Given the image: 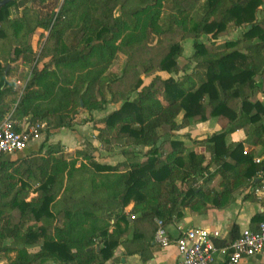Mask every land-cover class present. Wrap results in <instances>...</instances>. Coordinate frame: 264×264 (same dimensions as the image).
<instances>
[{"label":"trees","instance_id":"16d2710c","mask_svg":"<svg viewBox=\"0 0 264 264\" xmlns=\"http://www.w3.org/2000/svg\"><path fill=\"white\" fill-rule=\"evenodd\" d=\"M53 1L55 9L46 11ZM19 2L0 7V54L9 48V62L33 63L30 85L41 92H26L8 103L15 92L8 89L10 72L0 62V122L14 111L17 121L27 118L51 129H72L81 101L90 115L108 104H121L99 121L90 118L98 140L108 151L122 147L130 161L137 155L133 147L148 151L144 164L133 163L124 172L80 150L72 157L59 147L44 152V146L29 158L5 165L0 170V257L8 264H102L120 244L119 223L129 224L125 209L130 204L135 224L160 220L165 227L182 219L185 208L225 209L236 193L259 183L264 175V103L251 98L264 89V17L257 19L264 0ZM165 4L173 9L167 29L159 23ZM13 7L19 10L14 18ZM227 19L249 29L243 39L215 50L199 42L202 35L218 39L226 34ZM37 33L41 38L48 35L39 55L30 42ZM68 34L71 45L65 41ZM157 36L173 41L161 58L151 56L143 64L142 53L155 47ZM188 39L194 40L192 72L179 64L181 42ZM246 42L250 45L245 53L241 45ZM120 54L127 58L121 76L110 71ZM141 65L145 72L158 69L170 78L145 85ZM212 119L219 130L205 140H192L204 152H189L186 160L185 143L170 139L171 133ZM236 131L244 138L232 143L229 136ZM248 137L254 148L246 150ZM214 180L220 187L216 194ZM30 192L41 196L38 204L29 201ZM113 217L116 230L110 233ZM261 222L264 213L251 220ZM240 236L234 225L230 243ZM9 241L18 247L6 245ZM98 242L104 244L99 251ZM227 243L215 240L218 247Z\"/></svg>","mask_w":264,"mask_h":264},{"label":"crops","instance_id":"0c3cea01","mask_svg":"<svg viewBox=\"0 0 264 264\" xmlns=\"http://www.w3.org/2000/svg\"><path fill=\"white\" fill-rule=\"evenodd\" d=\"M29 5L31 6V3ZM65 40L70 45L72 43L71 35H66ZM22 63L25 64L24 62ZM30 74L28 75L26 82L22 83L20 80L16 82L17 85L23 86V94L26 92L29 94L32 92H41V89L30 85ZM164 75H167V77L170 78V75L165 72L160 73L159 76H162L164 79ZM257 101L264 103V89H258L253 93L251 102L255 103ZM119 108L120 105L108 104L105 110L94 111L91 115L86 110L81 109L80 114L76 118V124L72 129H51L49 132H45L38 142H36L37 140L33 141L24 152L1 158L0 170L5 167V165L7 166L10 163H15L20 159L29 158L33 154L40 152L42 146H44V152L50 147H59L72 157L75 155L76 151L80 150L88 155L95 156L94 160L101 165L112 167L120 165L126 167L124 170L120 169L123 172L129 170L130 165L133 163L144 164L146 162L145 158L140 162H135L134 159L130 161L123 153H119V150L116 147L112 151H108L104 144L98 140V132L94 130V123L89 121L90 118L99 121ZM182 119L183 114L177 120L179 124L182 123ZM81 120L84 121L81 122ZM218 130L217 120L212 119L207 124L192 123L180 131L172 132L170 137L172 135H189L191 140L186 137L177 141L184 142L186 147H188L189 144H192L193 150H190V152L203 153L204 149L195 147L192 140H205L208 136ZM240 135H243V133L239 131L232 133L229 136L230 142H240L244 138L242 136L239 140ZM173 140L176 139L174 138ZM244 145L246 150L254 148L248 147L247 143H244ZM145 149L148 150L147 148ZM146 150H143V152ZM255 150L259 153L261 149L255 148ZM138 151L140 150L137 148L136 152ZM138 155L139 154L136 156ZM251 189L236 193L234 201L225 209H218L215 206L208 205L204 212H193L190 208H185L183 210L182 219L173 221L164 227L171 241L170 245L167 247H162L155 241V231L158 227L156 221L151 224H135L133 222L130 214L134 205L130 204L125 209L129 224L123 222L119 223V229L123 231L120 244L114 251L113 257L104 261L102 264H179L182 260V256L178 252L176 240L181 234V229L204 228L213 233H219L220 237L217 240L219 242L227 241V244H229L231 239L230 233L234 225H238L240 233H242L246 229L255 230L260 224H252L251 220L257 214L264 213V201L259 198L257 199L252 195ZM219 191L220 187L216 190L214 189L215 194ZM34 193L36 192H30L29 201H32L34 195L39 196L38 193ZM115 230L116 218L113 217L111 219L110 233ZM6 245L14 248L18 247L17 243L14 241H9ZM102 248H104V244L98 242L96 245L97 251ZM36 250L37 249H30V252H36ZM10 257L14 258L15 253H12ZM0 264H8V262L5 258L0 257ZM216 264L230 263L220 253H217ZM240 264H264V251L253 257L245 258Z\"/></svg>","mask_w":264,"mask_h":264},{"label":"built area","instance_id":"2783aa9c","mask_svg":"<svg viewBox=\"0 0 264 264\" xmlns=\"http://www.w3.org/2000/svg\"><path fill=\"white\" fill-rule=\"evenodd\" d=\"M13 112L6 114L4 120L0 122V159L24 152L33 141L39 140L46 132L45 122L32 124L27 118L24 121H17L13 119ZM256 162H261V159H257ZM251 194L264 201V175H260L259 183L251 189ZM132 219H135V216H132ZM156 222L158 229L155 241L162 247H167L171 241L162 221ZM219 237V233L204 228L181 229V234L176 240L178 252L182 256L179 264H216L217 253L225 257L230 264H240L245 258L264 251V222L255 230H244L238 240L224 247L215 244Z\"/></svg>","mask_w":264,"mask_h":264},{"label":"rangeland","instance_id":"374dc122","mask_svg":"<svg viewBox=\"0 0 264 264\" xmlns=\"http://www.w3.org/2000/svg\"><path fill=\"white\" fill-rule=\"evenodd\" d=\"M25 1L27 2L28 0H20L19 4L22 5V2H25ZM62 2L63 1H61V3ZM55 4L56 3L54 1L49 2V4L47 5V8H46V11H48V12L53 11L55 9ZM172 12H173L172 5L171 4H165L163 9H162V13H161L160 20H159V23H160V25H162L163 29L168 28V26H169L168 16ZM18 13H19V10L16 7H13L11 9L12 18L16 17L18 15ZM116 13H118V12H116ZM257 17H258L257 18L258 20H261L264 17V5L261 7V11L258 13ZM229 20L230 19H227L228 25H227L226 34L219 37L218 39L213 38L211 35H202L199 39V42L203 43L208 49L215 50L217 48L224 46V44L228 41H238V40L243 39L244 35L246 34V32L249 29L247 27L237 28V27H235V25L233 23H229ZM34 35H35V37H34ZM38 36H39L38 33L31 35L30 36V42H31L32 46L34 47V49L36 50V53L39 55L48 35L46 36V38L45 37L41 38L40 36L39 37ZM171 41H173V40L169 39L168 37L166 39V38H163L161 36H157L156 41L152 45L155 47L152 48L151 50L146 49L142 53L143 64L146 60L148 61L151 58V56H154L153 58L155 59V61H157L159 58H161V55L167 49L168 44ZM181 44L184 47V53L179 60V64L184 70H186L188 72H192L193 68H194V63L191 62V57L194 54V47H193L194 40L188 39V40L182 41ZM249 45H250L249 42L243 43L241 45V49H243V51L245 52V49ZM12 52L13 51H9V48H4L1 50V54H0V62L4 67H6V73L10 72V74L7 78L8 89L15 92V95L12 94V96H10L8 98V100H7L8 103H10L12 100L14 102L15 101L17 102L21 99V96L24 92V88H23V86L17 85L16 82L18 80H20L22 83L26 82L28 75L31 73L33 66H34L33 63H28V62H26L25 64H23L21 61L15 62V63L9 62L8 59H6V58L8 56H9V58H12L13 57ZM126 60H127L126 56L120 54L118 56V59L112 65L110 71L112 73H115L116 75L121 76L123 74V70H124V67L126 64ZM138 70H139L140 79L144 82L145 85H148L152 80H154L156 78L163 79L162 76L161 77L159 76L160 73H162V72H159L158 69H154L153 71L148 73V72H145V65H141ZM166 78H169V77H167V75H164V79H166ZM30 79H31V74H30ZM136 97H137V93L131 95V99H134ZM205 102H207V99L205 100ZM119 105L121 106V104H119ZM16 106H17V104L14 103L13 107H16ZM83 121L84 120H81V122H83ZM49 130H51V128H49V127L46 128V133L49 132ZM242 136L244 137V135H240L239 140L242 138ZM174 138L176 140H179V139L181 140V139L186 138V136L172 135L170 137V139H174ZM36 142H38V140ZM247 145H248V147H253V138L252 137L247 138ZM116 148H118L119 153L124 152L122 150L123 149L122 147L119 146ZM132 149L135 150V152L137 150V148L134 149V147ZM138 149L140 150L137 152V154H139V155L134 156V161L140 162L141 160H143V158H145L147 161V158L145 157V153L148 150H146L144 147H138ZM143 150H146V151L143 152ZM190 150H193L192 144H189L187 147V153L185 155L186 160H188V158H189L188 153L190 152ZM260 158H262V156L261 157L259 156L257 159H260ZM118 166L121 170H124L126 168L124 166L123 167L120 165H118ZM215 169L216 168L213 167V170H215ZM212 186H213V189H215V190L218 189L219 188V182L217 180H214ZM34 194H36V193H34ZM32 198H33L32 199L33 203L38 204L39 200L41 199V196L40 195L39 196L34 195ZM24 232H25V229L22 233H24Z\"/></svg>","mask_w":264,"mask_h":264},{"label":"water","instance_id":"95a60500","mask_svg":"<svg viewBox=\"0 0 264 264\" xmlns=\"http://www.w3.org/2000/svg\"><path fill=\"white\" fill-rule=\"evenodd\" d=\"M14 0H3L2 2H0V7H3L5 5H7L10 2H13ZM81 109H83V102L81 101Z\"/></svg>","mask_w":264,"mask_h":264}]
</instances>
